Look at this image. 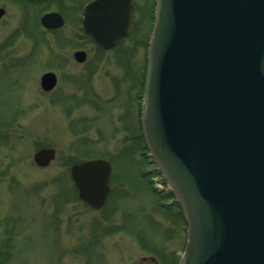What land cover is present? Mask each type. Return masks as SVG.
Returning a JSON list of instances; mask_svg holds the SVG:
<instances>
[{
  "label": "rangeland",
  "instance_id": "obj_1",
  "mask_svg": "<svg viewBox=\"0 0 264 264\" xmlns=\"http://www.w3.org/2000/svg\"><path fill=\"white\" fill-rule=\"evenodd\" d=\"M91 1L0 0V264H177L186 247L184 216L142 135L155 0H133V31L108 52L83 32ZM48 13L64 27L43 28ZM50 72L58 84L44 92ZM44 149L56 152L46 168L34 161ZM97 159L112 174L95 210L70 169Z\"/></svg>",
  "mask_w": 264,
  "mask_h": 264
},
{
  "label": "water",
  "instance_id": "obj_2",
  "mask_svg": "<svg viewBox=\"0 0 264 264\" xmlns=\"http://www.w3.org/2000/svg\"><path fill=\"white\" fill-rule=\"evenodd\" d=\"M155 4L142 126L188 224L180 264H264V0ZM41 22L64 25L55 13ZM83 28L113 49L133 28L132 0L90 3ZM75 59L85 62L86 54ZM56 84L52 73L41 81L46 92ZM55 158L44 149L34 161L46 168ZM111 172L103 160L74 166L79 198L103 208Z\"/></svg>",
  "mask_w": 264,
  "mask_h": 264
},
{
  "label": "flooded vegetation",
  "instance_id": "obj_3",
  "mask_svg": "<svg viewBox=\"0 0 264 264\" xmlns=\"http://www.w3.org/2000/svg\"><path fill=\"white\" fill-rule=\"evenodd\" d=\"M24 1H26V2H28L29 4H36L37 2H31V1H29V0H24ZM45 2V1H44ZM39 3V2H38ZM0 10H3V9H0ZM5 11V10H4ZM99 50H101V51H104V50H102V49H100V48H98ZM77 52H79V51H77ZM77 52H75L74 53V59H75V54L77 53ZM82 52H85V51H82ZM106 52H108V51H106ZM86 53V52H85ZM87 60H88V55H87V53H86V61L85 62H83V63H79V62H77L76 60V63H78L79 65H85L86 63H87ZM57 76V75H56ZM57 84H58V78H57ZM57 87V86H56ZM56 87H55V89H56ZM54 89V90H55ZM54 90H52V91H54ZM51 91V92H52ZM177 264H179V260H178V263Z\"/></svg>",
  "mask_w": 264,
  "mask_h": 264
}]
</instances>
